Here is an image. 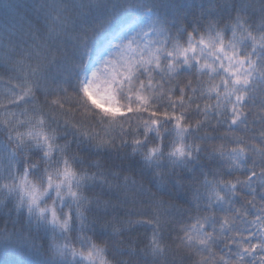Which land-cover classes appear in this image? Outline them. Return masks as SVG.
Returning a JSON list of instances; mask_svg holds the SVG:
<instances>
[{
	"label": "snow or ice",
	"instance_id": "6c2138e0",
	"mask_svg": "<svg viewBox=\"0 0 264 264\" xmlns=\"http://www.w3.org/2000/svg\"><path fill=\"white\" fill-rule=\"evenodd\" d=\"M2 3L0 247L264 264V0Z\"/></svg>",
	"mask_w": 264,
	"mask_h": 264
},
{
	"label": "trees",
	"instance_id": "16d2710c",
	"mask_svg": "<svg viewBox=\"0 0 264 264\" xmlns=\"http://www.w3.org/2000/svg\"><path fill=\"white\" fill-rule=\"evenodd\" d=\"M188 2L199 4L200 0H188ZM248 2L255 3L257 6L259 4V0H248ZM12 3L19 4L22 0H12ZM15 14L13 9L4 6L0 0V20ZM34 261L35 257L24 249L0 247V264H34Z\"/></svg>",
	"mask_w": 264,
	"mask_h": 264
}]
</instances>
